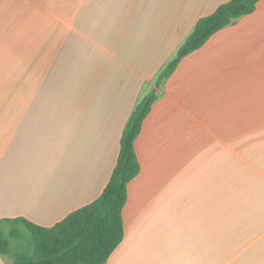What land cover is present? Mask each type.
Masks as SVG:
<instances>
[{"label":"crops","instance_id":"crops-1","mask_svg":"<svg viewBox=\"0 0 264 264\" xmlns=\"http://www.w3.org/2000/svg\"><path fill=\"white\" fill-rule=\"evenodd\" d=\"M227 1L0 0V221L94 201L135 104ZM134 148L104 264H264V0L180 59Z\"/></svg>","mask_w":264,"mask_h":264},{"label":"trees","instance_id":"trees-1","mask_svg":"<svg viewBox=\"0 0 264 264\" xmlns=\"http://www.w3.org/2000/svg\"><path fill=\"white\" fill-rule=\"evenodd\" d=\"M257 1L229 0L195 22L175 56L158 73L152 89L135 104L122 131L110 178L94 201L52 226H39L22 217L0 221V255L8 256L9 264L106 263L123 238L122 208L127 198V184L140 169L134 141L157 98V89L182 57L200 48L219 29L251 13Z\"/></svg>","mask_w":264,"mask_h":264},{"label":"rangeland","instance_id":"rangeland-1","mask_svg":"<svg viewBox=\"0 0 264 264\" xmlns=\"http://www.w3.org/2000/svg\"><path fill=\"white\" fill-rule=\"evenodd\" d=\"M23 231V234L25 235V236H27V232L25 231V230H22Z\"/></svg>","mask_w":264,"mask_h":264}]
</instances>
